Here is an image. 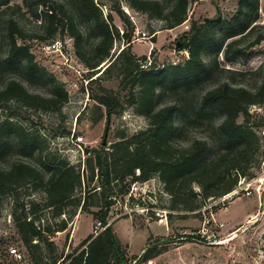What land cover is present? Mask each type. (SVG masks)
Instances as JSON below:
<instances>
[{
  "label": "trees",
  "instance_id": "obj_1",
  "mask_svg": "<svg viewBox=\"0 0 264 264\" xmlns=\"http://www.w3.org/2000/svg\"><path fill=\"white\" fill-rule=\"evenodd\" d=\"M124 1L131 9L164 21V28L171 29L187 18L190 0ZM8 2L0 0V6L6 5L10 10L4 21L7 53L2 63L16 72L19 67L23 69L26 74L19 77L29 84L45 73L33 61L28 48L17 42L19 39L53 37L57 29L65 27L74 38L79 59L93 69L89 72L94 74L97 72L94 68L109 56L113 39L118 36L112 15L103 17L93 0H22L24 11L20 5H8ZM112 9L124 22L121 38L129 43L133 28L118 3ZM257 9L258 0H239L236 13L229 19L217 17L193 22L181 46L187 50L188 57L182 63L167 64L161 70L153 61L146 68L140 67L138 57L124 47L97 79L113 67L120 70V89H127L125 105L134 106L135 112L147 119L148 126L131 136L121 133L120 139L110 143L108 149L105 144L91 151L86 148L84 153L89 151V154L83 170L59 155L42 162V166L21 158L6 162L14 148L21 156L36 151L40 157L42 150L34 136L26 134L20 125L6 116L0 118V200L4 194L11 193L15 210L20 209L19 215L13 214L14 224L31 264H55L59 259L63 264L127 263L106 216L117 200L116 195H127L134 181L157 176L170 195V209L194 213H198L207 199L218 198L235 188L248 167L252 147L256 148L258 142L254 126L264 125V120L257 125L250 121L253 115L250 109L264 104V62L249 72L254 75L253 84L246 82L247 72L225 65L238 58H248L250 49L264 40V23L253 24L258 18ZM262 10L264 13V3ZM25 14L46 26L44 33L48 36H27L20 25ZM82 16L91 21L100 35L92 50L82 47L79 29ZM256 30L254 40L248 43L245 39ZM49 85L48 94L33 93L12 77L0 84V107L16 100L28 107L59 111L68 99L67 92L53 78ZM167 94L172 95L170 102L159 105V98ZM91 97L99 107H105L107 114L124 108L120 97L104 86L100 94ZM101 116L100 113L95 120ZM239 116L241 121H238ZM184 127L204 129V133L205 129L212 128L213 135L197 136L182 145L177 136ZM26 185L41 191L43 202L29 200L26 204H18L13 193ZM95 196L98 202H93ZM69 205L72 206L69 217L77 209L88 211L103 228L82 239L75 251L58 254L51 235L66 229L68 218L42 224L41 215L36 213L48 209L51 217H60L66 214ZM91 206L97 209L90 210ZM147 245L139 255L140 262L165 250L160 239L151 244L147 242Z\"/></svg>",
  "mask_w": 264,
  "mask_h": 264
},
{
  "label": "rangeland",
  "instance_id": "obj_2",
  "mask_svg": "<svg viewBox=\"0 0 264 264\" xmlns=\"http://www.w3.org/2000/svg\"><path fill=\"white\" fill-rule=\"evenodd\" d=\"M8 1V5L18 4L22 11L25 10L22 0ZM93 1L103 17L109 13L112 15V23L118 31L109 56L94 68L97 72L90 74L89 71L93 69L87 68L79 59L74 38L68 34L65 27L57 29L53 37L19 39L17 42L28 48L33 55V61L43 68L45 73L41 79H34L33 84L20 79L19 76L26 74L23 69L19 67L16 72L2 63L7 53L4 21L10 10L6 5L0 6V84L15 77L29 92L48 94L49 81L53 78L62 85L68 96L59 111L28 107L16 100H10L4 107H0V118L6 116L11 122L20 125L26 134L34 136L42 150L40 157L36 151L21 156L17 155L15 151L17 148H14L6 157V162L11 158H21L42 166V162L59 155L83 170L89 151L103 144L104 138V144L108 149L110 143L120 139L121 133L131 136L145 129L148 126L147 119L136 113L134 106L125 105L127 89H120V70L113 67L108 73L102 74V78L97 79L105 69L99 71L98 67L103 63L108 65L124 47L138 58L149 54L159 70L167 64L182 63L188 57V52L181 46L188 36L192 23H201L217 17L229 19L236 13L239 3V0H190L187 18L181 24L167 29L164 28V21L131 9L124 0ZM117 3L133 28L129 43L121 38L125 24L112 9ZM263 3L264 0H258V18L253 24L264 23ZM58 24L61 25L59 21ZM185 24L188 28L184 26ZM20 25L26 30L27 36L33 34L48 36L44 33L46 26L28 14L20 20ZM79 29L82 34V47L92 50L100 39L99 32L91 21L83 16L80 17ZM138 30L154 36L144 42L133 41ZM256 34L257 30L245 40L248 43L252 42ZM250 50L248 58H238L225 66L247 72L246 82L253 84L254 75L249 72L264 62V40ZM221 59L220 53L219 60ZM101 86L120 97L124 106L122 110L107 114L104 106L99 107L91 96L100 94ZM171 96L167 94L159 98L158 104L169 103ZM250 112L253 113L250 121L254 124H260L264 120V104L252 107ZM100 113L102 114L100 119L95 120ZM241 120L242 117L239 116L238 121ZM254 129L258 142L256 148L252 147L244 175L239 177L235 188L229 193L215 199H207L198 213L170 209V195L165 192L157 176L146 180L142 186L144 190L132 194L131 198L127 195L123 197L116 195L117 200L111 205L106 221L111 225L124 251L127 260L125 264H264V125L254 126ZM68 130L70 133L67 134ZM203 130L184 127L179 134L181 139L178 135L177 140H181L178 141L179 144L184 145L194 137L213 135L212 128L205 129V133ZM76 135L82 136L83 151L88 148V153H82L75 145ZM28 185L20 186L14 191L17 203L26 204L29 200L43 202V193L32 190ZM194 188L198 190L196 186ZM12 197L11 193H6L0 200V264H31L27 250L15 228L13 214L16 212L15 214L19 215L20 209L15 210ZM98 200L99 198L95 196L93 202ZM96 209L94 206L90 207V210ZM71 210L72 206L69 205L66 207L65 215L55 218L51 217L48 209L36 213L41 215L42 224L68 218L66 229L51 235L58 254L75 251L82 239L89 234L95 235L102 229L100 227L96 233L93 232L99 221L90 212L77 209L76 213L69 217ZM157 239L162 241L165 250L147 261L140 262L139 255L147 248V242L151 244ZM9 247L16 249V257L7 254ZM59 261L60 259L55 264H63Z\"/></svg>",
  "mask_w": 264,
  "mask_h": 264
},
{
  "label": "built area",
  "instance_id": "obj_3",
  "mask_svg": "<svg viewBox=\"0 0 264 264\" xmlns=\"http://www.w3.org/2000/svg\"><path fill=\"white\" fill-rule=\"evenodd\" d=\"M186 28H188V25L185 24L184 25ZM152 35H149L147 32H144V31H137L136 32V36L135 38L133 39V41H146V40H149V38H151ZM152 61V58L150 57L149 54L145 55V58H138L137 59V62L138 64L143 67V68H146L148 65H150ZM82 142H83V138L81 135H76L75 136V139H74V143L75 145L80 149V151L83 153V148H82ZM136 174H138V170H136ZM146 181H134L130 184L129 186V190H128V194H127V197L130 196V195H134L135 193H137L138 191L140 190H144V188L142 187L143 184H145ZM101 226H100V221L97 222V224L94 226V229H93V232L96 233L97 232V229H99ZM103 228V227H101ZM7 254L10 255V256H15L17 255V252H16V249L14 247H9L7 249Z\"/></svg>",
  "mask_w": 264,
  "mask_h": 264
},
{
  "label": "water",
  "instance_id": "obj_4",
  "mask_svg": "<svg viewBox=\"0 0 264 264\" xmlns=\"http://www.w3.org/2000/svg\"><path fill=\"white\" fill-rule=\"evenodd\" d=\"M107 66L106 63H103L100 67H98L99 71L103 70ZM108 121V120H107ZM105 143V138L103 140V144Z\"/></svg>",
  "mask_w": 264,
  "mask_h": 264
}]
</instances>
